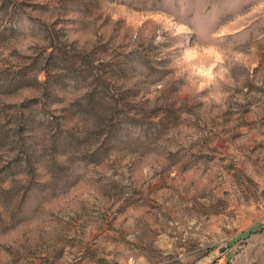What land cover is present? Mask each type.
<instances>
[{"label":"rangeland","instance_id":"obj_1","mask_svg":"<svg viewBox=\"0 0 264 264\" xmlns=\"http://www.w3.org/2000/svg\"><path fill=\"white\" fill-rule=\"evenodd\" d=\"M0 264H264V0H0Z\"/></svg>","mask_w":264,"mask_h":264}]
</instances>
